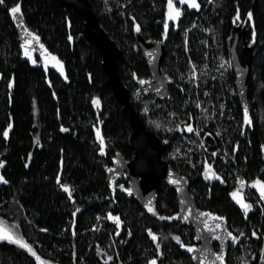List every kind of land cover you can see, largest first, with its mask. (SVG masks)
Here are the masks:
<instances>
[{"label":"trees","instance_id":"1","mask_svg":"<svg viewBox=\"0 0 264 264\" xmlns=\"http://www.w3.org/2000/svg\"><path fill=\"white\" fill-rule=\"evenodd\" d=\"M20 1L28 26L66 64L65 77L23 53L9 14ZM89 1L122 51L119 74L143 119L133 77L145 72L146 66L136 46L134 24L141 25L147 39H160L157 21L163 19L166 0ZM198 4L187 13L180 31L170 35L163 69L177 80L187 71L199 70L201 85L210 94L208 121L218 127H211L212 139L229 144L237 138V175L250 186L256 180L264 182V0H198ZM238 9L249 29L248 39L257 33L248 86L253 128L244 136L227 47ZM83 26V17L58 0L0 4V225L22 237L44 264H152L153 260L193 264L186 246H198L194 230L180 220L178 195L167 183L149 206L154 212L128 199L120 188L112 197L105 170L118 153L131 159L132 126L108 85L100 50L83 38ZM183 104L178 99L173 110L170 103H150L147 129L169 137L167 153L175 148L178 157L167 160L189 179L199 207L226 217L238 237L230 245L228 264H264V206L260 212L239 213L227 188L216 186L208 193L197 170L201 156L192 152L191 145L198 142L202 147L210 137L202 133L184 140L177 126L187 116ZM228 161L235 166L232 153ZM110 216L119 217V223ZM36 256L0 239V264H40Z\"/></svg>","mask_w":264,"mask_h":264},{"label":"water","instance_id":"2","mask_svg":"<svg viewBox=\"0 0 264 264\" xmlns=\"http://www.w3.org/2000/svg\"><path fill=\"white\" fill-rule=\"evenodd\" d=\"M65 9L71 8L77 15H81L84 19L83 38L91 45L98 48L101 52L103 62L102 67L108 77V85L116 95L118 101L123 106L125 114L129 117L133 132L129 137L130 147L134 151L132 161L127 162L125 157L118 155L114 161V165L105 170L106 179L109 184L112 196H116V183L122 179L124 172L127 173L130 180L131 195L125 191V195L129 199H135L145 206H153L156 197L161 190L163 182L167 183L178 195L180 204V220L193 228L195 234V242L197 243V251L191 252L193 264H201L202 256H207L208 262L214 264H228V256L230 245L233 243L232 237L228 233H232L227 219L217 213L202 210L190 190V181L186 176L177 173L163 158L166 151L168 141L163 140L157 134L149 132L143 125L139 113L134 108L130 99V91L125 86L119 74V61L122 58V51L118 44L110 37L108 32L102 27L98 16L89 0H58ZM175 5V2H173ZM21 6L20 13L13 18L11 11L9 14L19 36L20 46L23 53L28 57H37L41 66L45 69L57 72L61 77L67 75L66 64L58 55L52 53L47 45L43 42L41 36L31 30L28 26L26 17L23 12V1L19 2ZM176 7V5H175ZM181 13H182V9ZM166 23L175 22L177 20H169ZM135 27L136 42L139 49L142 50L146 62L149 64L155 81L149 85L147 94L160 96L161 99L170 100L169 90L166 87L169 80L161 71V65L167 55L164 42L146 41L144 35ZM166 32V30H165ZM28 33H34L39 37L37 41ZM168 33V29L167 32ZM249 29L241 18V12L238 9L236 16L233 18V29L227 40L228 54L231 58L232 67L235 75L236 92L243 111V134L247 129L253 128V119L251 116V108L248 102V86L254 70L255 49L257 45V33L253 32L251 40L248 39ZM166 35V34H165ZM171 82V81H169ZM247 108L250 123L245 122L244 110ZM212 177V175L210 174ZM173 180L180 181L179 184L172 183ZM255 192L261 196L259 190L253 187ZM236 193V197L232 195ZM231 194L233 203L241 208L238 199L242 197L244 203L249 204L246 199L245 191L237 189ZM262 197V196H261ZM264 198V197H263ZM189 209L191 214H189ZM204 213H211L212 216H205ZM188 219H184V217ZM214 217H223V220L214 219ZM205 224L208 227H205ZM219 224L220 227L216 228ZM0 229L4 232L9 230L0 225ZM3 234V233H0ZM233 235V233H232ZM234 236V235H233ZM219 237V239H217ZM217 246V249L215 247ZM217 255L223 256V261L217 260ZM195 257V258H193Z\"/></svg>","mask_w":264,"mask_h":264},{"label":"flooded vegetation","instance_id":"3","mask_svg":"<svg viewBox=\"0 0 264 264\" xmlns=\"http://www.w3.org/2000/svg\"><path fill=\"white\" fill-rule=\"evenodd\" d=\"M173 2H175V5L177 8L182 9V13H181L180 18H179V25H176L175 22L173 23V21L170 22L169 27H168V33H166V35H165L164 25L166 23V10H167V0H166L163 19L157 21V25L161 26V28H162L161 39H147L143 30H142L141 25L138 23L134 24V32H135L136 25L140 26L141 32L144 35V38L146 39V41H148V42L156 41V42L161 43V42H164V38L166 37L165 46L167 49V44H168L170 35L173 32L178 33L180 31L181 23L183 22L187 13L194 11V9H196V8L190 7L187 3L181 4L179 2V0H173ZM197 3H198V0H197ZM135 41H136V32H135ZM136 46L139 49L137 42H136ZM139 52H141V57L143 58V60L145 62L146 71L143 72L141 75L135 74L133 77V83H134V86L136 87L135 92L137 93L138 99L140 98V100H141V102L140 101L139 102H140L141 108L143 110V119L141 116H140V118H141L143 125L146 128V130L149 132H153V133L158 135L157 132L151 131L150 129H147V127H146V122L149 121V118H148V111L146 112L145 108L148 109L150 103H155V104L156 103H159V104L170 103L173 106L172 109L176 110V108H177L176 101L178 99L183 100L184 108H186V110H187V116H186L185 121L179 122L177 124V126H178V129L180 130V132L183 133L184 140H190L191 141L193 138H198L199 136H201L202 133L206 134L207 138L210 137L209 138L210 140L205 143L206 145L203 144L204 146H202V147L197 146L198 142H194L191 145L192 146L191 147L192 152L195 153V155L197 153V154H200V156H201V159H200L199 163L197 164V170L200 171L202 174L201 180L203 181V183L207 187L208 193L210 194L211 190L216 186L227 188L228 192H229L228 194H229L230 201H231L232 205L235 206V208L238 210L239 213H242L243 211L244 212L253 211L255 213L263 211L264 200H262V199H264V198L259 196L255 192V190L253 188V183L251 186L247 185L246 183H241V176L237 175V161H236V158H237V138L234 139L235 141L231 140L229 142V144H226L223 140L219 141L217 139L215 140V138L212 139V136L210 134L211 133V127L215 130L218 129V127H217L216 122H212V125H211V122L208 121L209 120L208 117L210 115V111H209L210 110L209 109L210 108V104H209L210 94H209L208 87L201 85V75H200L199 70L187 71L188 75H186L184 78H181L180 80H177L176 77H174L171 73L169 74L166 70L163 69L164 63H165L167 55H168V49H167V55L165 57L164 62L161 65V71L165 75L167 80L171 81V82H169V81L166 82L167 83L166 87L169 90L170 100L161 99L160 96L153 95V94H147V91L149 89V85L155 81V78L152 74V71H151L149 64L146 62V59L144 58V54H143L142 50L140 49ZM141 81H145V83H141ZM180 83L183 85H181ZM129 91H130V89H129ZM131 95H132V93L130 91V99H131ZM131 103H132V101H131ZM132 105H133V103H132ZM189 125H191L195 131L188 132L187 127ZM197 131L199 132L198 135H197ZM132 132H133V128H132ZM169 135L173 136V133L170 132ZM219 135H220V133H219ZM158 136L160 138H162L163 140L168 141V145H167L166 151L164 152L163 158L170 165V163L167 160V157L170 156L169 158L174 160L176 157H178L177 150L174 148L173 151L171 150L169 153H167L168 148H169V142H170L169 137H161L160 135H158ZM128 143H129V140H128ZM129 147H130V144H129ZM230 149L232 150V152ZM131 150L133 151L132 148H131ZM231 153H232L233 159H235V166L234 167L231 166L229 164V161H228L231 158ZM118 155L124 156L123 154L118 153L116 155V157ZM133 157H134V151H133V155H132L131 159H127L125 157V160L127 162L132 161ZM115 159H114V161H115ZM114 161H113L111 166L114 165ZM111 166H109L107 168H110ZM230 173H232V175ZM210 174L212 175V177L210 176ZM130 183L131 182L128 178L127 173L124 172L122 179H119L116 183V194H117L118 189L120 188L123 190V193L125 195L124 189H128L131 185ZM245 185L247 188L245 187ZM121 186H123V187H121ZM190 188H191V184H190ZM242 188H244L243 190L245 191L246 199L249 202V205H251V207L248 209H241V208L237 207L231 199V194L234 191H236L237 189H242ZM115 197H113V198H115ZM138 203L145 207V205L141 204L140 202H138ZM146 207H149V206H146ZM201 209L206 210V211H211V210H208L206 208H201ZM211 212L216 213L214 211H211ZM215 247L217 249L216 245H215Z\"/></svg>","mask_w":264,"mask_h":264},{"label":"snow or ice","instance_id":"4","mask_svg":"<svg viewBox=\"0 0 264 264\" xmlns=\"http://www.w3.org/2000/svg\"><path fill=\"white\" fill-rule=\"evenodd\" d=\"M179 2L181 4L187 3L190 7L196 8V9H198L200 7V5L197 3V0H179ZM3 3H4V0H0V4H3ZM167 9H168V11H167V18L169 20H177L180 17L181 10L179 8L175 7V5L173 3V0H167ZM10 11H11V13L13 15V18H16V14L17 13H20V11H21L20 4L17 3L15 6L11 7ZM248 16L251 19V16H252L251 12L248 13ZM164 27H165V30L167 32L168 24L165 23ZM137 30L139 31V26H137ZM166 32H165V34H166ZM28 35L33 36L37 41L39 40V37L38 36H35L34 33H28ZM141 83H145V81H141ZM145 111L147 112L148 109L145 108ZM244 116H245V122L246 123H250V119L248 117V110H247V108H245V110H244ZM157 127H159V124H157ZM187 131L188 132H193L195 130L193 129V127L191 125H189L187 127ZM198 134H199V132L197 131V135ZM4 135L7 136L8 133L5 132ZM101 143H103V140H101ZM0 180H3V177H0ZM4 182L6 183V181H4ZM172 183L179 184L180 181L173 180ZM241 183H243V182H241ZM63 187H65V191L68 190L66 186H63ZM121 187H123V186H121ZM253 187H256L259 190L261 196L264 197V182H262L260 180H256V181L253 182ZM124 190L127 191L129 193V195H131V189H124ZM232 195L235 198L237 194L234 192ZM237 202L240 203L241 206L243 208H245V209H248V208L251 207V205L243 202L242 197L240 199H238ZM149 211H153L154 212L155 210L152 207H149ZM189 214H191V210L190 209H189ZM203 215H205V216H212L211 213H204ZM110 218L116 220L117 223H119V217H111L110 216ZM161 219H172V217H161ZM184 219H188V217L186 216V217H184ZM214 219L223 220L224 218L223 217H214ZM205 227H208V225L205 224ZM219 227H220V225L217 224L216 225V228H219ZM0 233H3V234H0V239H7L10 242L16 243L19 246L25 248L27 251H29L33 256H36V253L32 249L31 245H29L26 241H24L22 237L17 236L16 234L12 233L11 231L4 232V230H2V229H0ZM150 235H152V239L153 240H156L157 239V237L154 234H151V232H150ZM228 235L232 237V240L233 241H236L238 239V237L233 236L232 233H230V232L228 233ZM174 239L177 242H180V237L179 236L174 237ZM217 239H219V237H217ZM157 247H159V245H157ZM186 247H187V250L189 252H196L197 251V249L195 248V246H186ZM193 258H195V257H193ZM36 259L38 261H40V264H44V262L40 260V257L39 256H36ZM109 259H111V257H109ZM216 259L217 260H220L222 262L223 261V256L222 255H217ZM152 264H156V261L153 260L152 261ZM201 264H214V262H208L207 261V256L206 255H203L202 256Z\"/></svg>","mask_w":264,"mask_h":264},{"label":"bare ground","instance_id":"5","mask_svg":"<svg viewBox=\"0 0 264 264\" xmlns=\"http://www.w3.org/2000/svg\"><path fill=\"white\" fill-rule=\"evenodd\" d=\"M176 2V1H175ZM69 9V8H68ZM184 13V12H183ZM99 21H100V19H99ZM12 23V22H11ZM29 23V22H28ZM174 23V22H173ZM172 25V24H171ZM175 25V24H174ZM109 32V31H108ZM251 32V31H250ZM82 34V33H81ZM115 38V37H114ZM161 39V38H160ZM135 48V47H134ZM139 51H140V49H139ZM137 52V51H136ZM141 53V52H140ZM121 68V67H120ZM147 78V77H146ZM124 81V80H123ZM175 84V83H174ZM137 85V84H136ZM144 93V92H143Z\"/></svg>","mask_w":264,"mask_h":264},{"label":"rangeland","instance_id":"6","mask_svg":"<svg viewBox=\"0 0 264 264\" xmlns=\"http://www.w3.org/2000/svg\"><path fill=\"white\" fill-rule=\"evenodd\" d=\"M2 166H3V164L0 163V170H1ZM0 177H1V175H0ZM241 182H243L242 179H241ZM245 187H246V185H245ZM246 188H247V187H246ZM242 189H244V188H242Z\"/></svg>","mask_w":264,"mask_h":264}]
</instances>
